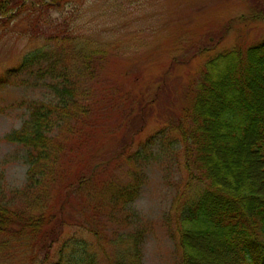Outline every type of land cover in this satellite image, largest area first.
I'll return each instance as SVG.
<instances>
[{
  "label": "rangeland",
  "instance_id": "1",
  "mask_svg": "<svg viewBox=\"0 0 264 264\" xmlns=\"http://www.w3.org/2000/svg\"><path fill=\"white\" fill-rule=\"evenodd\" d=\"M12 15L0 17V77L19 66L37 46H47L50 34L66 39L62 50L55 43L54 49L57 58L63 56L68 62L69 71L82 78L84 66L79 59L95 70L90 80L91 114L83 124H71V153L79 158L71 162L63 154L60 167L69 182L93 171L95 175L78 191L68 192L57 184L47 191L31 185L26 150L7 138L29 120L31 101H48L53 94L44 79L28 73L0 88V199L15 211L46 219L60 214L54 210L64 202L68 222L46 263L36 238L26 235L10 241L6 234L0 235V264H54L71 238L89 244V252L98 255L95 264H110L106 255L115 244L118 247L117 236L126 240L137 229L144 233V264H178L182 254L178 216L194 201L202 184L190 180L178 135L166 125L167 112L174 118L189 109L194 101L187 86L199 83L210 59L264 39V12L253 9L251 0H75L61 8H44L34 1L31 10ZM173 61L177 65L171 67ZM158 85L163 89L158 105L167 112L164 117L151 114L135 135L134 145L119 158L116 149L120 147L115 144L124 131L126 114L131 115L130 109L133 115L138 113L140 101L135 96L142 92L148 100ZM80 135L84 141H79ZM135 152L141 155L138 163L132 159ZM133 170L142 171L144 179L124 211L130 221L121 213L112 218L111 204L118 188L132 183ZM121 246L131 249L132 244Z\"/></svg>",
  "mask_w": 264,
  "mask_h": 264
},
{
  "label": "trees",
  "instance_id": "2",
  "mask_svg": "<svg viewBox=\"0 0 264 264\" xmlns=\"http://www.w3.org/2000/svg\"><path fill=\"white\" fill-rule=\"evenodd\" d=\"M34 1L44 8H61L75 0H0V17L31 10ZM251 4L259 13L264 12V0H251ZM61 37L48 35L49 46H37L26 54L19 66L7 70L0 77V88H6L22 73L46 81L52 99L31 101L29 120L7 139L26 150L31 185L47 191L49 186L57 184L59 189L66 187L71 192L80 190L85 180L95 175L93 171L69 182L67 173L61 172L60 167L63 154L71 162L79 158L71 153L69 140L74 130L71 124L72 121L83 124L91 114L94 99H91L93 81L90 80L96 72L82 59H79L84 66L81 79L69 71L68 62L63 56L57 58V49H54V43L61 50L65 47L63 42L66 39ZM60 38L64 40L62 43ZM97 59L101 61L102 56ZM174 65L177 61L170 66ZM203 70L198 84L190 82L187 86L186 83L193 92L191 98L194 102L179 117L173 118L165 108L160 109L161 85L148 100H144L142 92L135 96L140 101L136 109L138 113L133 115L130 109L131 115L124 117L122 140L119 142V138L115 144L116 148L120 147L116 149L119 151L116 156H125V151L134 145L135 135L151 114L159 113L164 117L167 112L166 125L178 135L190 180L202 184L197 197L178 216L179 247L182 250L178 264H205L207 260L209 264H264V39L247 49L235 47L219 53ZM80 138L79 141H84V136L80 135ZM132 159L138 163L141 159L139 152H135ZM131 176L132 183L118 188L116 201L111 204L112 218L121 213L130 221L124 211L138 194L144 179L140 170H133ZM63 205L54 210L60 214L46 219V216H33L31 212L15 211L0 199V235L6 234L10 241L21 240L26 235L36 238L39 254L44 255L46 263L68 223ZM12 223L19 224L20 228H13ZM118 223L124 225L125 221L119 220ZM143 236L142 229L132 231L126 240L118 235V247L115 244L114 250L106 255L109 263L144 264ZM66 241L67 245L60 250L61 256L54 264H95L98 255L89 252V244L83 245L78 238ZM129 241L131 249L121 248L125 247L121 246L123 242L128 245Z\"/></svg>",
  "mask_w": 264,
  "mask_h": 264
}]
</instances>
